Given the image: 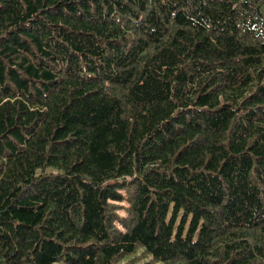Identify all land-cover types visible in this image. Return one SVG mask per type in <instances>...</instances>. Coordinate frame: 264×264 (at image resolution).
<instances>
[{
    "label": "trees",
    "instance_id": "1",
    "mask_svg": "<svg viewBox=\"0 0 264 264\" xmlns=\"http://www.w3.org/2000/svg\"><path fill=\"white\" fill-rule=\"evenodd\" d=\"M0 264H264V0H0Z\"/></svg>",
    "mask_w": 264,
    "mask_h": 264
}]
</instances>
